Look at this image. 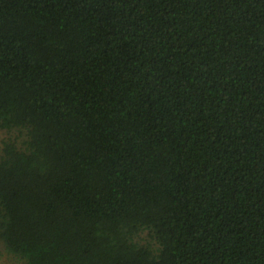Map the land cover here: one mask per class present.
<instances>
[{"label": "trees", "instance_id": "trees-1", "mask_svg": "<svg viewBox=\"0 0 264 264\" xmlns=\"http://www.w3.org/2000/svg\"><path fill=\"white\" fill-rule=\"evenodd\" d=\"M0 129L21 264H264V0H0Z\"/></svg>", "mask_w": 264, "mask_h": 264}, {"label": "rangeland", "instance_id": "rangeland-1", "mask_svg": "<svg viewBox=\"0 0 264 264\" xmlns=\"http://www.w3.org/2000/svg\"><path fill=\"white\" fill-rule=\"evenodd\" d=\"M5 136L3 130L0 129V139ZM22 261L19 257L7 251L0 241V264H21Z\"/></svg>", "mask_w": 264, "mask_h": 264}]
</instances>
